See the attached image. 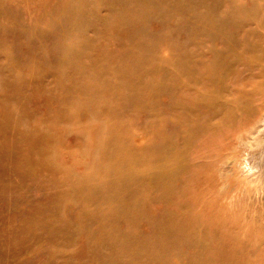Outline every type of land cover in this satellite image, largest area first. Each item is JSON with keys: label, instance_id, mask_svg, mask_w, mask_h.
I'll return each instance as SVG.
<instances>
[{"label": "rangeland", "instance_id": "rangeland-1", "mask_svg": "<svg viewBox=\"0 0 264 264\" xmlns=\"http://www.w3.org/2000/svg\"><path fill=\"white\" fill-rule=\"evenodd\" d=\"M264 0H0V264H264Z\"/></svg>", "mask_w": 264, "mask_h": 264}, {"label": "bare ground", "instance_id": "bare-ground-1", "mask_svg": "<svg viewBox=\"0 0 264 264\" xmlns=\"http://www.w3.org/2000/svg\"><path fill=\"white\" fill-rule=\"evenodd\" d=\"M264 126V125H263Z\"/></svg>", "mask_w": 264, "mask_h": 264}]
</instances>
